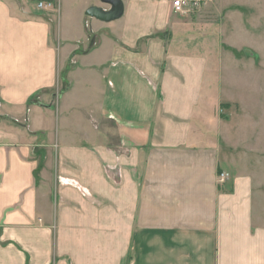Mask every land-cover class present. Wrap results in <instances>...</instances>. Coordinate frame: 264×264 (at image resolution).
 Masks as SVG:
<instances>
[{
  "label": "crops",
  "instance_id": "0c3cea01",
  "mask_svg": "<svg viewBox=\"0 0 264 264\" xmlns=\"http://www.w3.org/2000/svg\"><path fill=\"white\" fill-rule=\"evenodd\" d=\"M122 2L0 0V264H264L252 78L218 95L208 7Z\"/></svg>",
  "mask_w": 264,
  "mask_h": 264
},
{
  "label": "rangeland",
  "instance_id": "374dc122",
  "mask_svg": "<svg viewBox=\"0 0 264 264\" xmlns=\"http://www.w3.org/2000/svg\"><path fill=\"white\" fill-rule=\"evenodd\" d=\"M208 8L207 25L201 32L209 33L210 41H201L200 51L209 55L207 51L211 50V59L215 61L213 71L219 79L218 95L225 103L229 77L235 79L240 74L251 77L246 81L244 102L240 92L233 88V103L240 105L242 101L249 116H256L253 110L259 101L258 114L264 121V0H215ZM257 75L262 79H256ZM57 96L54 115L59 119L61 100Z\"/></svg>",
  "mask_w": 264,
  "mask_h": 264
},
{
  "label": "built area",
  "instance_id": "2783aa9c",
  "mask_svg": "<svg viewBox=\"0 0 264 264\" xmlns=\"http://www.w3.org/2000/svg\"><path fill=\"white\" fill-rule=\"evenodd\" d=\"M215 0H171L172 13L179 16H192L204 8L213 4ZM40 9L52 10L54 4L51 2H40ZM228 178V174H221L219 182L224 183Z\"/></svg>",
  "mask_w": 264,
  "mask_h": 264
},
{
  "label": "water",
  "instance_id": "95a60500",
  "mask_svg": "<svg viewBox=\"0 0 264 264\" xmlns=\"http://www.w3.org/2000/svg\"><path fill=\"white\" fill-rule=\"evenodd\" d=\"M104 5H109L110 9L101 7H91L87 15L103 22H112L120 19L124 14V4L122 0H101Z\"/></svg>",
  "mask_w": 264,
  "mask_h": 264
}]
</instances>
